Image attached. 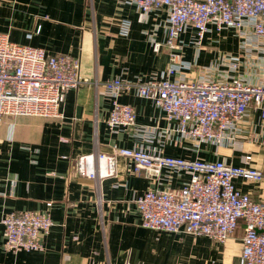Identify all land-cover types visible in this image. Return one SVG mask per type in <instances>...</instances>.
Instances as JSON below:
<instances>
[{"label":"crops","instance_id":"0c3cea01","mask_svg":"<svg viewBox=\"0 0 264 264\" xmlns=\"http://www.w3.org/2000/svg\"><path fill=\"white\" fill-rule=\"evenodd\" d=\"M165 16L164 7L141 13L119 0H0V32L10 41L78 58L80 74L89 80L65 92L62 118L21 115L0 123V218L10 211L48 210L53 223L41 237V251L15 253L3 249L0 224V264H237L241 221L222 243L145 228L135 199L151 184L131 172L129 159L116 155L115 177L100 181L80 177L73 169L78 155L109 154L114 144L264 170V123L251 107L235 122L230 141L195 145L190 139L176 140L165 130L162 111L130 90L117 100L133 108L134 125L107 129L111 105L99 85L114 77L146 80L166 69L168 50L161 44ZM122 18L129 20L125 36L117 33ZM192 35L187 26L178 38L183 59L192 64L181 75L196 79L226 73L250 79L243 65L233 72L221 62L226 54L241 59L234 30L210 31L200 46ZM153 41L161 44L157 52ZM187 178L184 172L163 170L153 187L177 189ZM233 184L252 199L264 198V178L257 183L234 178Z\"/></svg>","mask_w":264,"mask_h":264},{"label":"built area","instance_id":"2783aa9c","mask_svg":"<svg viewBox=\"0 0 264 264\" xmlns=\"http://www.w3.org/2000/svg\"><path fill=\"white\" fill-rule=\"evenodd\" d=\"M134 5L141 13L164 7L168 64L158 77L132 82L114 77L101 85L110 100L107 129L116 132L134 125V110L118 102L122 92L134 90L163 113L166 131L176 140L190 139L221 145L230 141L235 122L251 107L264 123V0H119ZM193 29V43L200 46L208 32L234 30L239 37L241 59L226 54L221 58L227 71L247 69L249 78L181 75L192 64L183 59L179 35ZM129 20L118 22L117 33L125 36ZM152 42L157 52L161 46ZM220 62V60H219ZM80 62L67 54H48L41 47L21 45L0 32V123L4 117L21 115L62 118L60 105L69 89L89 80L80 74ZM174 75V76H173ZM94 88L96 81L91 82ZM264 144V141H263ZM130 160L131 172L145 176L151 187L135 199L142 227L155 231L205 236L222 243L242 222L237 264H264V198L252 199L233 184L234 178L253 183L264 178V170L237 166L223 159H186L150 151L145 147L111 145V153L78 155L74 172L95 180L115 177V156ZM184 172L188 178L177 189L155 186L160 172ZM50 203H46L47 207ZM2 247L8 252L41 251V237L49 232L48 210L10 211L0 218Z\"/></svg>","mask_w":264,"mask_h":264},{"label":"rangeland","instance_id":"374dc122","mask_svg":"<svg viewBox=\"0 0 264 264\" xmlns=\"http://www.w3.org/2000/svg\"><path fill=\"white\" fill-rule=\"evenodd\" d=\"M262 164H263V166H264V151H263V156H262Z\"/></svg>","mask_w":264,"mask_h":264},{"label":"water","instance_id":"95a60500","mask_svg":"<svg viewBox=\"0 0 264 264\" xmlns=\"http://www.w3.org/2000/svg\"><path fill=\"white\" fill-rule=\"evenodd\" d=\"M76 116H78V110H76Z\"/></svg>","mask_w":264,"mask_h":264}]
</instances>
